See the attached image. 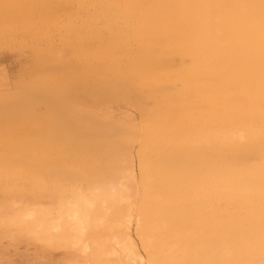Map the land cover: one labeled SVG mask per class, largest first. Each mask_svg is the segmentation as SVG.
<instances>
[{"label":"bare ground","instance_id":"1","mask_svg":"<svg viewBox=\"0 0 264 264\" xmlns=\"http://www.w3.org/2000/svg\"><path fill=\"white\" fill-rule=\"evenodd\" d=\"M8 2L17 4L16 0ZM71 2L84 9H78L79 12L74 13L67 12L71 17L63 20L54 19L56 17H53L54 20H26L21 16V8L10 13V17L15 19L14 23L39 31L35 37L38 42H44L46 50L43 56L50 65H54L62 57H70L71 61L82 64L80 79L87 81L90 86L88 90L78 92L79 83L76 87L73 79L47 70V73L40 76L37 72L38 75L27 78L26 83L18 82L13 88L8 84L0 87V137L5 140L4 145L0 144V237L16 242L21 239L18 234L31 231L56 241L60 249L70 253L72 260L83 257L85 247L89 249L87 254L90 253L92 264H107L108 261L120 259L121 256L114 254L115 245L111 243L113 237L104 227L108 210L113 206L111 189L101 187L97 190L93 187L89 190L86 181H81L86 183V199L82 200L79 188L68 186L66 190L56 192L41 183L39 177L47 175L52 169H59L67 175L81 171L78 165H73L77 163L67 161V155L61 151L65 146L68 150L76 151V154L80 149L83 153L81 155L92 159V164L89 160L91 165L85 163L81 166L82 169H91L106 156L112 162L121 157H126L131 162L133 154L130 151L134 147L131 146L137 144L136 166L139 171L140 142L143 140L145 149L155 161L154 180L150 190H141L145 211L153 217L160 237L155 255L165 258L178 251L177 244H187L191 256H230L234 252V244L225 233L244 234L246 228L253 223L250 203L253 200L258 202L261 181L260 138L264 131L258 90L252 93L241 68L233 66L226 70L229 64L226 45L231 40L228 29L221 28L217 35L206 28L213 17L219 23L227 10L134 6L220 5L258 3L259 0H92L89 4L83 0H68V3ZM45 11L43 8V12ZM43 12L39 10L40 14ZM39 13L37 12V16ZM78 14H84L85 17H78ZM51 15H54L53 12ZM10 17L5 21L0 13V21L4 22L1 23L3 25L0 26V31L2 34H9L8 37L16 33L15 29L10 34L13 29ZM146 25H150L151 29L166 31L169 39L163 44L154 43L150 28ZM53 34H56L62 47L59 52L56 51L58 53L52 48L55 38ZM194 41L199 42L202 48V55L195 67L191 62H184ZM109 76L120 81L122 87L110 84L107 81ZM58 85L65 86L63 91ZM81 98L100 100L103 103L122 102L137 111L138 123L127 115L113 121L112 118L109 119L111 111L108 108H105L108 112L105 109L99 110H105L108 114L103 115V120L96 119L98 116L95 114L100 112L93 109L94 113H89L88 108L78 105L77 101ZM37 104H42L47 110L59 108L61 113L63 111L61 116L59 111L54 112L62 119L60 125L57 124L59 121L51 119L53 116H49L54 122L51 125L54 127L57 124L60 127H45L50 120L45 118V124L39 123L42 130H37L43 135L40 138L36 128H33L36 125L32 127L27 124L25 118L22 126L25 128L28 125L25 128L27 131L23 128L28 137L21 135L26 137L22 136L23 139H29L34 134L32 138L35 141H22L18 133V140H22L16 141V132L23 133V130H17L19 127L13 130L12 127L13 131L10 132L7 129L18 122L20 118H15L18 113L25 112L23 117L28 112L33 113L32 109ZM82 112L90 118L84 121ZM13 114L17 115L13 117ZM9 115L17 122L9 124L7 118L13 121ZM32 116L38 118L35 114ZM77 116L83 120H79ZM39 119L40 122L45 120L42 117ZM14 131L17 136L13 134ZM213 131L228 137L230 145H239L243 138L246 141L244 147L250 151L243 153L240 159H251L254 164L243 167L226 163V159H231L227 155L230 145L193 148L194 144ZM57 133L62 139L52 138ZM6 135L9 138L16 137L11 138L14 141L7 142ZM109 137L119 146V150L116 149L119 152L113 154H117L116 160L105 155L109 154L110 147L103 151V141ZM54 143L56 146L63 145L58 150L53 146ZM53 150L55 157L48 155ZM102 152L106 153L101 160ZM57 157L64 161L57 160ZM77 158L78 156L69 157L76 161ZM97 158L98 162L94 163L93 159ZM43 196L56 197L57 203L54 204L46 197L54 205H46V202L44 204L49 206L46 207L33 202L41 197L45 202ZM17 198L26 202L17 203ZM123 207L127 211L128 206L125 204ZM81 208L90 209L95 226L83 239L74 219ZM209 208H212L211 212L208 211ZM256 222L258 226V221ZM132 232L135 234V227ZM77 244L79 251H71L73 245ZM142 258H148L147 254ZM86 260L89 261V258ZM70 263L72 262L69 261Z\"/></svg>","mask_w":264,"mask_h":264},{"label":"snow or ice","instance_id":"2","mask_svg":"<svg viewBox=\"0 0 264 264\" xmlns=\"http://www.w3.org/2000/svg\"><path fill=\"white\" fill-rule=\"evenodd\" d=\"M22 7L18 4L9 3L8 0H0V13L5 21L10 17L12 10ZM134 7L154 8H199V9H225L226 14L219 23L216 18L206 25L212 33L219 35L221 28H227L231 33V40L226 45L229 54V64L226 70L233 66L243 70L246 83L254 94L258 90L261 116L264 119V0L258 3H236L220 5H148ZM151 37L156 44H163L169 35L161 29H151ZM7 34V33H6ZM202 55V48L199 42L194 41L191 50L186 53L185 63L191 62L195 67ZM61 91L64 85H58ZM246 141L241 138L239 145H230L228 137L219 132H209L202 140L193 145L198 148L203 145H230L226 163L249 167L254 164L251 159H240V156L250 151L244 145ZM139 171L136 168V158L131 162L126 157L118 161L104 163L101 161L91 169H83L75 174L67 175L59 169H52L47 175L40 176V182L49 186L53 191L62 192L68 186L79 188L81 199L85 197V187L81 181H86L88 189L95 187L110 188L113 206L108 210L104 221V227L113 237L111 243L115 245L114 254L121 256L120 259L108 261L107 264H264V131L260 138V170L261 181L258 195V202L253 200L250 203V211L253 216V223L250 224L244 234L238 232H227L225 236L231 238L234 244V252L227 257L217 256H191L188 253L187 244H177L178 251L170 253L165 258L155 255V248L158 239L157 228L154 219L145 211V204L141 200V190L147 192L154 180L155 161L144 147V141L140 142ZM67 147L61 151H67ZM55 156V150L48 153ZM127 205V211L123 205ZM209 212L212 208L208 209ZM80 227L81 239L94 230L89 208H81L79 214L74 218ZM258 221V226L257 222ZM135 227V234L132 227ZM21 235L32 244L37 245L46 251H56L59 245L53 239L42 236L39 233L23 231ZM143 246V251H141ZM71 251H79V245H73ZM89 249L85 247L84 253ZM147 254L146 259L142 258ZM47 264V262H41ZM72 264H92L91 261L75 260Z\"/></svg>","mask_w":264,"mask_h":264},{"label":"rangeland","instance_id":"3","mask_svg":"<svg viewBox=\"0 0 264 264\" xmlns=\"http://www.w3.org/2000/svg\"><path fill=\"white\" fill-rule=\"evenodd\" d=\"M17 1V4L18 5H21L22 7H19V10H20V8H21V12H22V17H24V19H26V20H30V21H32L33 19L34 20H36L37 18H42V20H49V19H53V17H56V18H54V19H59V20H63L64 18L65 19H67V18H70L71 16H70V14H68L67 12H69V13H74V11H76V12H79V10L80 11H82V9H84V7L83 8H81V7H79L78 5H77V3H73V2H71V3H68V0H41V2H40V0H16ZM56 1V2H55ZM83 1H86L88 4L89 3H91V1L92 0H83ZM96 1H98V0H96ZM112 1H116V0H112ZM37 2V3H36ZM44 2V3H43ZM78 2V4H79V1H77ZM39 4H42V5H39ZM43 8H44V11H45V9H46V11H48V12H43ZM79 9V10H78ZM39 10L41 11L42 10V14H40L39 13ZM53 10V11H52ZM37 12L40 14V17H38L39 16V14H38V16H37ZM51 12V13H50ZM52 12H53V14L54 15H51L52 14ZM31 13V14H30ZM47 13V15H45ZM79 16L78 17H82V18H84L85 17V15L84 14H78ZM68 16V17H67ZM45 17H47V18H45ZM11 19V21H9V22H12L13 24H12V26H13V29L11 30V32H10V34L11 33H13V30H15V35L14 36H11V35H13V34H11L9 37H8V35L9 34H2L1 33V31H0V87L2 86V85H4V84H8L10 87H14L18 82L20 83L21 81L22 82H27V78L29 79L30 77H32L33 75H36L37 74V72H38V74H39V76L41 75V74H43V73H47V70L48 71H51V72H54L55 74H57V75H60L61 77H66V78H71V79H73V81L76 83V87H77V85H78V83H79V85H78V88H77V91L78 92H80V91H86V90H88L89 89V86H90V84L87 82V81H84V80H82L81 81V79H80V75H81V73H82V64H80L79 62H77V61H71L72 59H70V57H67V56H65V57H62V59H59V61L57 62V61H55L56 63L53 65V64H51V65H53L52 67H54V69H53V71H52V68H51V65H50V63H49V61H48V59H46V58H44V56H43V54H44V50H46V47L44 48V42H38V39H37V37H35L36 36V33H38L39 31L38 30H36V28L34 29V28H32V27H29V28H31V29H26L27 28V26H25V25H23V24H20V23H14V21H15V19H14V17L12 16V17H10ZM53 19V20H54ZM1 23H4V22H2V21H0V26L1 25H3V24H1ZM16 24V25H15ZM20 25V26H19ZM21 25H22V27L24 28V29H22V27H21ZM14 26L15 27H17V28H14ZM12 28V27H11ZM21 28V29H20ZM31 32H30V31ZM26 31V32H25ZM29 31V32H28ZM37 31V32H36ZM24 34V33H26V34H24L23 35V38H20V35L17 37V38H15V36H17L18 34ZM52 33H54V32H51V34ZM56 34L58 33L57 31L55 32ZM56 34L54 35L55 36V38H54V40H53V42H52V48H53V50H54V52H56V51H58V50H61L62 49V47H60V45H59V43H58V40H57V37H56ZM28 35V36H27ZM33 35V37H31ZM24 36H26V37H24ZM32 38V39H31ZM22 39V40H21ZM31 39V40H30ZM34 39V40H33ZM59 47H60V49H59ZM58 48V49H57ZM42 49V50H41ZM41 50V51H40ZM34 52V53H33ZM59 52V51H58ZM58 52H56V53H58ZM40 56H38V55ZM42 56V57H41ZM35 57V58H34ZM38 57V58H37ZM34 58V59H33ZM39 59V61L37 60V59ZM64 58V59H63ZM42 59H44L45 61H46V63H45V61L44 60H42ZM68 60V61H67ZM66 61V62H65ZM71 61V63L73 64H71V63H69ZM40 64H38V63ZM63 62H64V64H63ZM75 62H77V63H75ZM33 63H35V65L33 64ZM65 63L68 65V67H66L67 65H65ZM70 65H69V64ZM75 63V64H74ZM49 65V67H48V65ZM45 65H46V67H45ZM76 65V66H75ZM61 66V67H60ZM75 66V67H74ZM42 67V68H41ZM36 68H38V70L36 69ZM44 68V69H43ZM60 68V69H59ZM74 69V70H73ZM76 69V70H75ZM46 70V71H45ZM42 71V72H41ZM73 71V72H72ZM81 71V72H80ZM67 73V74H66ZM37 74V75H38ZM63 74V75H62ZM65 75V76H64ZM26 76H28V77H26ZM79 81H78V80ZM114 79V77L113 76H109L108 77V79H107V81L110 83V84H116V86H119V88H121L122 87V84L120 83V81H118V80H113ZM80 82H81V84H80ZM112 82V83H111ZM88 84V85H87ZM87 85V86H86ZM85 87V88H84ZM81 90H80V89ZM79 89V90H78ZM80 101H77V103H78V105L79 104H81V105H83V107H86V108H88V110H89V113H90V111H93V113H94V110L96 111H99L100 109H105V108H108L111 112H109V114L112 116H109V119L110 118H112L111 120H113V121H115V120H119L120 118L119 117H123V116H126L127 115V117L128 118H130V119H132V120H134V121H136L137 123H138V117H139V115H138V113H137V111L133 108V107H129V106H127V105H125L124 103H120V102H117V103H115V102H105V103H103L102 101H100V100H98V101H94V100H90V99H84V98H81V99H79ZM110 107V108H109ZM85 108V109H86ZM90 108H91V110H90ZM94 109V110H93ZM106 110L107 112L109 111V110ZM36 110V111H35ZM49 110H51V111H49ZM49 110H47V108L46 107H44L42 104H37L36 106H34L33 107V109H32V111H33V113H29L28 112V115H30V116H28L27 114V116L25 115L24 117H23V115H24V113L25 112H23V113H18L19 115H21V116H19V115H17V114H13V117H15L16 115V120L18 119L17 117H19L20 119L18 120V122H19V124H18V122L17 121H15V118H12L10 115V117L12 118V120L13 121H10L11 119L10 118H7L8 120H7V122L10 124V122L12 123V122H17V123H15V125H14V123L13 124H11V127H9L7 130L8 131H10V132H12L14 129H17L18 127H19V129H17V130H19V131H21V130H23L22 132L23 133H19V132H16V134L18 133V134H24V132L26 133V131H27V129H25L26 128V126H28L27 124H29V125H33V126H35L36 125V127H33V128H36V131L38 130V131H41L42 129H41V127H42V123H46L47 122V120L46 119H50V117L49 116H53L51 119L54 121V122H57V121H59L57 124H59L60 123V121L62 120V119H60V116H61V114L63 113V111H62V113H61V110L59 109V108H57V109H49ZM63 110V109H62ZM99 111L100 113H97V115L95 114V116L97 117L98 116V118H96V119H104V116L103 115H105V114H107L106 113V111L104 110V111ZM48 111H49V114H48ZM59 111V115H57L58 113H54V112H58ZM67 111V110H66ZM83 113V112H82ZM86 113V112H85ZM88 113V112H87ZM32 114L34 115H36L38 118L36 119V117H33L32 116ZM51 114H53V115H51ZM98 114H100V115H98ZM48 115V116H47ZM55 115H57V116H55ZM63 115V114H62ZM83 115L85 116V114L83 113ZM82 115V116H83ZM108 115V114H107ZM83 116V118H84V121L86 120V119H89L90 117H88L87 118V115L84 117ZM88 116H89V114H88ZM7 117H8V115H7ZM22 117H23V120H21L22 119ZM43 118V119H45L44 121H42L43 119H41V121L42 122H40L39 120V118ZM80 117H81V115H80ZM118 117V118H117ZM25 118H26V125H25V128L23 127L24 126V122H25ZM29 118H30V120H29ZM33 118V119H32ZM54 118V119H53ZM77 118H79L78 116H77ZM114 118V119H113ZM117 118V119H116ZM28 119V120H27ZM35 119V120H34ZM49 120L48 121V123H47V125L45 124L44 126L46 127H49V126H52L53 124L51 123V122H53L52 120ZM80 119H82V118H79V120ZM83 120V119H82ZM81 120V122L83 123V121ZM24 121V122H23ZM31 121H33V124L31 123ZM30 122V123H29ZM35 122V123H34ZM38 122V123H37ZM53 122V123H54ZM80 122V123H81ZM37 123V124H36ZM42 124L41 126H39L40 124ZM22 124H23V126H22ZM52 124V125H51ZM57 124H55L54 125V129H58L60 126V124L59 125H57ZM12 125H14V126H12ZM19 125V126H18ZM21 126H22V128H21ZM44 126H43V128H44ZM57 126H59L58 128H56ZM12 127H13V130H12ZM30 127V126H29ZM29 127H28V129H29ZM31 127V128H32ZM10 128H11V130H10ZM26 130H24V129ZM40 129V130H39ZM3 131H4V129H2ZM6 130V132H8ZM16 130V131H17ZM35 130V129H34ZM37 131V132H38ZM33 133V132H32ZM31 133V134H32ZM35 133V132H34ZM11 133H9V135H10ZM13 134H15V131H14V133ZM13 134H11V135H13ZM15 134V135H16ZM17 134V135H18ZM27 134H29V132H27ZM39 134V135H38ZM41 133L40 132H38L37 133V135L40 137V138H43L42 136L43 135H40ZM16 135V136H17ZM20 135H18V138L16 137V136H14V137H12V136H10L12 139H15V137H16V141H20V140H22L23 139V137L22 136H26V134H24V135H21V138H20V140H18L19 139V136ZM34 135V134H33ZM33 135H32V137H33ZM36 135V134H35ZM24 136V137H25ZM29 136H31L30 134H29ZM38 136H34L36 139H38L39 137ZM6 137L8 138V139H6V141L8 140L9 142L10 141H14V140H12L11 138H9L8 137V135H6ZM26 137H28V136H26ZM25 137V138H26ZM32 137H29V139H23L22 141H26V140H30L29 142H34L35 141V139L34 138H32ZM56 137V138H55ZM52 138L53 139H55V140H57V139H62V137L60 136V137H58V133L56 134V135H54V136H52ZM4 138H2V137H0V144H2V145H4L5 144V140H3ZM32 139V140H31ZM110 140V141H109ZM111 140H112V138H105V142L103 141V145H105V146H103L104 148H103V151L105 150L106 151V149L107 148H109L110 150H112V149H114L115 148V150H112V151H110L109 149H108V153L110 154H107L106 152H104V153H106L105 155H108V157L109 156H111V157H114V159L116 160L117 158H118V156H114L113 154H115V153H117V152H119V151H116V149L119 147H117V144L114 142L113 143V140H112V142H111ZM7 141V142H8ZM26 142H28V141H26ZM109 142V143H108ZM110 143H112V144H110ZM106 144H107V146L108 147H106ZM1 145V146H2ZM57 144H55L54 143V145L53 146H56ZM61 145H63V144H61ZM61 145H59V146H56L57 147V149L58 150H60L59 149V147L61 148ZM110 145V146H109ZM111 145H112V147H111ZM134 146V147H133ZM131 147H133L132 149H131V151H130V149L128 150V152L130 151V152H132V154L133 155H131L132 156V158L134 157V155L136 156L135 158H136V162H138L137 161V154H136V151H137V144H133ZM118 150H119V148H118ZM133 150V151H132ZM113 151H115V152H113ZM65 152V154L64 155H67V161L69 162H72V164H73V162L74 163H77V164H73L74 166L76 165H78L79 167H80V169L81 170H83L82 168H81V166L83 165V164H85V163H89L90 161H91V164H92V159L90 160L89 158H85L83 155H81V154H83V153H81V151H80V149H79V152L77 151V154L75 153L76 151H74V150H68V152L67 151H63V153ZM70 152L72 153V152H74L77 156H78V158H79V160H78V158H77V161H76V159H73V160H71V159H69V157L71 158V156L73 157V156H75V157H77L75 154H70ZM110 152H113L112 154L110 153ZM121 152V151H120ZM68 153V154H67ZM96 153V152H95ZM103 153V152H102ZM104 153H103V156L101 157V160L105 157V155H104ZM126 154H128V153H126ZM70 155V156H69ZM119 155H120V153H119ZM55 157V156H54ZM60 157H61V155H60ZM117 157V158H116ZM62 158V157H61ZM58 159V157H57V160H60V161H64L63 159ZM83 158V159H82ZM106 158H107V156H106ZM104 158V160H106V161H104V160H102V161H104V163H108L109 161H110V157L109 158ZM122 158V157H121ZM124 158V157H123ZM54 159H56V158H54ZM87 159V160H86ZM113 159V158H112ZM119 159V158H118ZM118 159L116 160V161H118ZM82 160H83V162H82ZM90 160V161H89ZM98 160H99V158H97L96 160L95 159H93V162L94 161H97L98 162ZM120 160V159H119ZM79 161H81L80 163H78ZM84 161H86V162H84ZM96 162V163H97ZM101 161H99L98 163H100ZM114 162V161H113ZM95 163V162H94ZM97 163V164H98ZM90 163H89V165H91ZM136 165H137V163H136ZM136 168H137V166H136ZM85 184L86 183H84V187H85ZM57 192V191H56ZM46 197V199H50L52 202H54V204H56L57 203V199H56V197H52V198H50V197H47V196H45ZM45 197L43 196V199H45ZM2 197H1V195H0V201L2 200L1 199ZM38 198H39V196H38ZM18 199V198H17ZM15 200L17 203L18 202H21L20 201V199H18V200ZM45 199V202L44 201H42V197H41V199H34V203L35 204H40L39 206H41V205H43L44 203H46V205H51V204H53L50 200V202H48L47 200ZM38 200H41V202H39ZM23 201H25V200H23ZM23 201H22V203H23ZM30 202H31V200H29ZM37 201V202H36ZM13 202V201H12ZM26 202V201H25ZM43 202V203H42ZM20 204V203H19ZM18 204V205H19ZM53 204V205H54ZM45 205V204H44ZM45 205V206H46ZM49 206H46V207H49ZM42 207H44V206H42ZM5 213V212H4ZM9 215V214H8ZM134 227V226H133ZM133 227H132V230H133ZM14 229H12V231H13ZM13 232H15V231H13ZM22 233V232H21ZM14 234V233H13ZM0 236H2V235H0ZM18 236H21V239L20 240H16V242L15 241H13V240H8V238H7V240L5 239V237H4V239H3V237H0V264H41V262H47V264H69V261L70 262H73V260L75 261V260H77L78 258V260H82V261H85V259L87 258H89V261L91 260V256H90V253H88V254H85L84 256H86V258H84V256L82 257V256H80V257H77V258H75V259H73L72 260V258L70 257V253H68V252H66V250H64L63 248H61L60 249V247L58 248V250H56V251H46L45 249H43V248H40V247H38L37 245H35V244H32V243H30L29 241H27L28 239L27 238H25V237H23L22 235H19L18 234ZM22 237H23V239H22ZM10 239V238H9ZM11 241H13V242H11ZM86 261H88V260H86ZM70 264H72V263H70Z\"/></svg>","mask_w":264,"mask_h":264}]
</instances>
